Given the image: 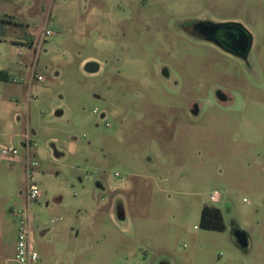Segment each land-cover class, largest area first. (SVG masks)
Here are the masks:
<instances>
[{
  "label": "rangeland",
  "instance_id": "obj_1",
  "mask_svg": "<svg viewBox=\"0 0 264 264\" xmlns=\"http://www.w3.org/2000/svg\"><path fill=\"white\" fill-rule=\"evenodd\" d=\"M201 19L243 25L246 57L187 30ZM0 38L23 80L0 82V264L18 210L40 264H264V0H0Z\"/></svg>",
  "mask_w": 264,
  "mask_h": 264
},
{
  "label": "built area",
  "instance_id": "obj_2",
  "mask_svg": "<svg viewBox=\"0 0 264 264\" xmlns=\"http://www.w3.org/2000/svg\"><path fill=\"white\" fill-rule=\"evenodd\" d=\"M43 37H47L53 34V32L48 28H43L41 32ZM33 78H35L38 81H43L44 77L41 75H30L28 82H32ZM12 82L17 83V81H23V80H17L16 78L11 79ZM93 112H96L95 109H93ZM106 125H109L108 122L105 123ZM29 144H33V142L30 139H27ZM1 151L4 156H6L8 159L15 158L17 155V149L14 146H7L2 145ZM36 165L35 161L27 162L28 166V173H32L30 170V167H34ZM26 195L28 199L38 202L41 198V196L44 195V192L41 190L39 185L32 181L28 185L26 189ZM218 196L217 191H213L210 193V199L214 200ZM19 214V220L16 230V241H15V248H14V255L12 257V261L14 264H39L40 257L38 251L33 247V242L31 240V226L29 217L25 210H18L17 212Z\"/></svg>",
  "mask_w": 264,
  "mask_h": 264
},
{
  "label": "flooded vegetation",
  "instance_id": "obj_3",
  "mask_svg": "<svg viewBox=\"0 0 264 264\" xmlns=\"http://www.w3.org/2000/svg\"><path fill=\"white\" fill-rule=\"evenodd\" d=\"M208 21L205 19L198 20L190 25L192 33L200 36L203 39L209 40L220 47L226 48L229 52L238 55L242 52L246 34L240 30L238 26L220 27L213 29L210 26L202 25L201 23ZM239 56V55H238Z\"/></svg>",
  "mask_w": 264,
  "mask_h": 264
},
{
  "label": "water",
  "instance_id": "obj_4",
  "mask_svg": "<svg viewBox=\"0 0 264 264\" xmlns=\"http://www.w3.org/2000/svg\"><path fill=\"white\" fill-rule=\"evenodd\" d=\"M201 24L210 26L213 29L220 28V27L225 28V27H229L232 25L238 26L240 28V30H243L242 32H244V34H246V40L244 41L242 52L238 55L242 56L243 58L246 57V54H247V52L251 46V34L245 29V27L243 25L239 24L238 22H213V21H209V20L204 21ZM84 67L88 72H95L99 69V65L95 61H89V62L85 63ZM233 238H234L236 244L240 248H247L248 241H247V236H246L245 232H243L240 229H235L233 231Z\"/></svg>",
  "mask_w": 264,
  "mask_h": 264
},
{
  "label": "trees",
  "instance_id": "obj_5",
  "mask_svg": "<svg viewBox=\"0 0 264 264\" xmlns=\"http://www.w3.org/2000/svg\"><path fill=\"white\" fill-rule=\"evenodd\" d=\"M7 80H9L7 72L0 69V81ZM198 225L204 229L223 230L225 228L219 208L209 205H204L202 207Z\"/></svg>",
  "mask_w": 264,
  "mask_h": 264
},
{
  "label": "crops",
  "instance_id": "obj_6",
  "mask_svg": "<svg viewBox=\"0 0 264 264\" xmlns=\"http://www.w3.org/2000/svg\"><path fill=\"white\" fill-rule=\"evenodd\" d=\"M8 21L10 20V19H7ZM10 21H13V22H15L14 21V19L12 18ZM249 32V31H248ZM250 33V32H249ZM0 39H2V38H0ZM21 41V40H20ZM19 41V42H20ZM21 42H23L24 44H26L25 42V39H23ZM26 45H28L29 46V44H26ZM19 52H20V50H18ZM89 61H92V60H88L87 58H85L82 62H85V63H87V62H89ZM0 69L1 70H5L6 72H7V74H8V76H9V80H7V81H0V82H10L11 81V79H12V74L10 73V71L6 68V67H4V66H2V65H0ZM27 139H30L28 136H25V141H27ZM33 142V141H32ZM27 143H28V141H27ZM33 144L35 145V143L33 142ZM28 145H29V147H31V144H29L28 143ZM115 188H117L116 186H111V189L112 190H114ZM61 201V198L59 197L58 199H54V202H56V203H58V202H60ZM47 207L48 206H40V202H38L37 204H35V206H34V211L32 210V213L34 212V214L36 215V214H41V213H43V212H45L46 211V209H47ZM98 207H97V205H96V207H92V208H90V210L88 211L89 213H88V217L89 218H91V217H93L95 214H97V209ZM112 210H115V207L114 208H112ZM33 216V215H32ZM94 222H95V220H94ZM93 222V223H94ZM114 234H115V237H116V239H117V241L120 243V241L122 240V236H121V232L117 229V230H115V232H114ZM33 245H34V241H33ZM3 264H5V263H3ZM40 264V263H39Z\"/></svg>",
  "mask_w": 264,
  "mask_h": 264
}]
</instances>
